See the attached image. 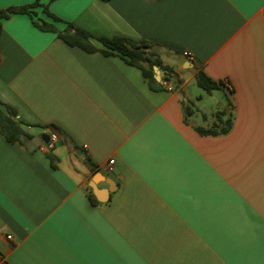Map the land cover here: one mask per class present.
<instances>
[{"label":"crops","instance_id":"0c3cea01","mask_svg":"<svg viewBox=\"0 0 264 264\" xmlns=\"http://www.w3.org/2000/svg\"><path fill=\"white\" fill-rule=\"evenodd\" d=\"M43 20L88 32L97 49L39 29ZM113 36L154 44L179 81L168 89L154 66L161 86L150 88L101 52L95 38ZM199 70L223 85L199 87ZM0 103L30 134L0 132L7 264H264V0H40L2 21ZM229 115L225 133L196 130ZM95 176L114 188L106 201L88 197Z\"/></svg>","mask_w":264,"mask_h":264},{"label":"trees","instance_id":"16d2710c","mask_svg":"<svg viewBox=\"0 0 264 264\" xmlns=\"http://www.w3.org/2000/svg\"><path fill=\"white\" fill-rule=\"evenodd\" d=\"M107 1V0H105ZM40 5V0H34L29 4L10 6L0 9V33L2 31V21L10 17L13 13H26L31 14V9ZM44 12L51 16L54 20H61L59 17L48 11L46 5L43 6ZM35 25L41 30L55 31L57 35L62 38L66 43L73 46H78L87 51L96 50L97 47L92 42V36L75 27L73 24L67 22L66 27L63 30H58L53 24L46 21H34ZM102 47L101 52L105 55H120L124 61L131 64L142 71V74L147 78L150 88L155 89L161 86V83L155 79V72L153 67L156 66L163 70V79L166 81L178 82V74L168 65L164 64L154 44L146 40H134L123 36L113 37H98L95 38ZM172 76H176V80L172 79ZM196 84L206 91H211L221 87L223 83L221 81H215L211 79L204 71L199 70L195 76ZM184 110L189 113V104L182 102ZM14 109L6 104L0 103V132L9 141H24L25 138H29L28 134L23 128L24 122L14 119ZM232 125V116L229 115L225 119L224 124L220 127H196V130L202 134H216L217 132H227ZM56 134H59V130L54 126H49ZM88 197L90 201L99 203L95 198L91 189L88 190Z\"/></svg>","mask_w":264,"mask_h":264},{"label":"built area","instance_id":"2783aa9c","mask_svg":"<svg viewBox=\"0 0 264 264\" xmlns=\"http://www.w3.org/2000/svg\"><path fill=\"white\" fill-rule=\"evenodd\" d=\"M183 54H184V56H185L190 62L194 63V61H195V57H194V55H193L191 52H189V51H185ZM224 85H225V87H226L228 90H232V87L230 86L229 83L225 82ZM166 87H167L168 89H172V85H171V81H170V80L167 81V83H166ZM57 140H58V136H57V134H56L54 131H51V132L48 133V141L45 142V146H46L47 148L51 149V148L54 147V144L56 143ZM107 163H108V167H111L112 164L114 163V160H113V159H110V160H108ZM5 237H6L7 239H11V238H12V235H11L10 233H7V234L5 235ZM0 264H7V262H6V260H5V257L3 256V254L1 253V251H0Z\"/></svg>","mask_w":264,"mask_h":264},{"label":"water","instance_id":"95a60500","mask_svg":"<svg viewBox=\"0 0 264 264\" xmlns=\"http://www.w3.org/2000/svg\"><path fill=\"white\" fill-rule=\"evenodd\" d=\"M180 62L183 64L184 67H191L193 66V63L190 62L185 56L182 57V59L180 60ZM156 71L158 73V76L160 77V75L163 74V70L158 69V67H156ZM175 78V76H173ZM42 139L44 140V142L48 141V134L44 133L42 134ZM98 176V174H97ZM97 176L93 177L90 183V187L91 190L93 192V194L97 197L98 200L100 201H106L108 198V195L114 190L113 187L110 186V182H108L109 186L105 191H102L101 189H98L96 187V182H97Z\"/></svg>","mask_w":264,"mask_h":264},{"label":"rangeland","instance_id":"374dc122","mask_svg":"<svg viewBox=\"0 0 264 264\" xmlns=\"http://www.w3.org/2000/svg\"><path fill=\"white\" fill-rule=\"evenodd\" d=\"M195 84V83H194ZM195 86V90H198V91H201V89L197 86V85H194Z\"/></svg>","mask_w":264,"mask_h":264}]
</instances>
